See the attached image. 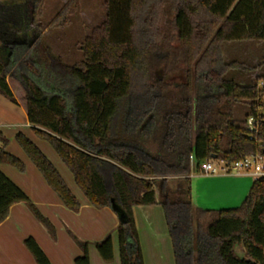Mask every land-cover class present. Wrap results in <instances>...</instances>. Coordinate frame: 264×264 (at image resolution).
<instances>
[{"label": "trees", "instance_id": "trees-1", "mask_svg": "<svg viewBox=\"0 0 264 264\" xmlns=\"http://www.w3.org/2000/svg\"><path fill=\"white\" fill-rule=\"evenodd\" d=\"M30 2L36 24L45 0ZM104 6L103 23L74 65L54 56L40 34L30 41L24 6H0V95L24 108L91 206L123 211L120 264H144L133 209L154 205L164 212L176 264H264V178L239 208L219 211L194 206L191 178L205 161L235 163L264 148V75L239 85L229 73L256 68L226 62L223 52L227 43H264V0H104ZM239 105L247 109L243 118L236 116ZM250 117L259 119L253 137ZM17 141L65 207L79 212L42 151L23 134ZM0 142L7 143L1 132ZM2 164L25 171L3 147ZM19 203L54 233L0 170V225ZM24 244L36 264H52L34 238ZM79 244L75 264H90L88 243ZM95 247L105 263L114 260L111 236Z\"/></svg>", "mask_w": 264, "mask_h": 264}, {"label": "rangeland", "instance_id": "rangeland-1", "mask_svg": "<svg viewBox=\"0 0 264 264\" xmlns=\"http://www.w3.org/2000/svg\"><path fill=\"white\" fill-rule=\"evenodd\" d=\"M11 4H21L24 6L27 25L25 34H29L30 41H34L40 34L41 39L50 48L52 54L68 65H74L82 60V54L79 50L80 46L87 37L91 36L92 31L103 23L106 15L104 0H45L41 17L36 24H31L32 8L30 0H0V6ZM64 11H67V13H64ZM223 52L226 62H237L248 69L256 68L254 72L250 73L240 71L230 72L228 78H234L239 85L254 83L259 75H264V43H227L223 46ZM259 65L263 66L258 68ZM157 76L158 78L162 77V70L158 71ZM173 77L171 75L169 81L179 87L180 82L177 78L174 79ZM0 99H2L3 103H8L11 107H14L4 97ZM1 107L0 105V132L7 143L3 146L0 142V150L3 147L5 152L17 158L24 165L25 171L21 172L7 164L1 165L0 169L18 187L23 188L28 194L33 196V199H31L32 203L52 223L54 228V233H50L34 216L29 206L24 204L29 212V219L25 220L24 228L21 229L24 232V236H27L26 239L28 237L37 238L42 250H46L52 258L56 257L62 263L64 261L63 257H70L74 250L80 251V255L78 256H81L82 249L79 243H88L89 252L96 254L98 261L104 264L98 255L95 244L111 236L117 246L115 253L116 260L114 258L111 263L107 264H120L118 236L116 232L119 222L117 221L116 227L112 228L111 221L106 216H103L102 220H100L95 217V212L91 214L82 212L81 208L87 202V199L76 185L72 173L62 162L55 149L48 141L38 137L31 127L28 128L26 126L21 113L18 112L20 115H16L13 118L9 111ZM14 109L16 112L17 109ZM246 113L247 109L244 105H239L236 108V116L238 118H243ZM18 134L25 135L42 151L58 171L71 193L79 201L81 212L65 210L64 214L62 210L58 209L54 200L59 201V196L48 186L40 171L18 143ZM250 180L253 183L254 179L250 178ZM39 184H43L45 191L48 190L50 191L49 193H52L50 194L53 195L52 199L46 197L47 194L44 193V190L41 192ZM223 208L228 209V207ZM100 227L107 230L104 236L99 232ZM140 232L142 239L140 241L141 249L143 248V254L149 264L155 251L153 235L142 224L140 225ZM161 240L162 264H176L174 261L173 244L167 235L163 210ZM235 252L238 257L246 258L242 247H237Z\"/></svg>", "mask_w": 264, "mask_h": 264}, {"label": "crops", "instance_id": "crops-1", "mask_svg": "<svg viewBox=\"0 0 264 264\" xmlns=\"http://www.w3.org/2000/svg\"><path fill=\"white\" fill-rule=\"evenodd\" d=\"M1 100L2 99H0V105L2 106V109L9 111L13 118H15L16 115H20L19 113H21L23 115L26 126L28 128L31 127L24 108H22L21 106H16L12 103L11 104L14 107H11V105H9L8 103H3V101ZM14 108L17 109L16 112ZM1 171L5 173L3 170ZM5 175L7 176V174ZM191 178L192 202L195 207L203 210L219 211L234 209V207L238 208L246 200L253 185L250 180L251 177L239 176L235 174L218 175L214 177H205L199 174H195L192 175ZM39 186H41L40 190L42 192L44 190V186L43 184H39ZM49 192L50 191L48 190H44V193L47 194L46 197L52 199L53 195H50L52 193ZM25 193L30 199H33V196L28 194V192L25 191ZM157 195L159 196V192H157ZM54 201L57 204L58 209L62 210L63 213L66 212L65 210H69L65 207L61 200ZM223 207H228V209H224ZM81 210L82 212H86L88 214L95 212V217L100 220H102L103 216H106V218L111 221L112 228L116 227L117 221L119 222L117 215L110 208L96 209L95 207L91 206L88 201L83 204ZM81 210H79V212H81ZM133 215L136 227L138 229L140 241L142 240L140 234L141 224L145 229H147L150 234L153 235L155 251L152 257L153 259L151 258V263L149 264H162V207L160 205L134 207ZM28 219L29 212L27 207L24 205V203H19L14 205L10 209L7 219L0 225V264H36V261L34 260L33 256L25 247L24 242L27 236H24V232L21 230L22 228H24L25 220ZM166 227L167 235L170 238L167 223ZM100 228L101 229L99 230V232L102 236H104L105 233H107V230L104 228L102 229V227ZM35 240H37V238H35ZM37 243H39L38 240ZM113 246L114 258L116 260L115 253L117 246L114 240ZM44 252L52 264H75V259L78 255H80V251L74 250L73 254L70 257H63L64 261L62 263L56 257L52 258L48 254V252H46V250ZM143 253L144 252L142 248V254ZM89 257L90 264H101L98 261L96 254L89 252ZM143 259L144 264H148V261H146L144 254ZM101 261L104 262L102 259ZM104 264L107 263L104 262Z\"/></svg>", "mask_w": 264, "mask_h": 264}, {"label": "built area", "instance_id": "built-area-1", "mask_svg": "<svg viewBox=\"0 0 264 264\" xmlns=\"http://www.w3.org/2000/svg\"><path fill=\"white\" fill-rule=\"evenodd\" d=\"M259 119L250 117L247 120L248 130L253 137L257 134ZM263 148V147H262ZM264 148L262 152L250 155L241 161L230 163L224 160L205 161L198 166V171L192 175L199 174L205 177H214L218 175H239L248 176L257 181L264 178ZM191 163L194 159L191 157Z\"/></svg>", "mask_w": 264, "mask_h": 264}, {"label": "water", "instance_id": "water-1", "mask_svg": "<svg viewBox=\"0 0 264 264\" xmlns=\"http://www.w3.org/2000/svg\"><path fill=\"white\" fill-rule=\"evenodd\" d=\"M214 159H216V157H214ZM112 210L117 214L118 220L120 222L124 221L125 215H124L123 211L120 209L119 206H117L116 204H113L112 205Z\"/></svg>", "mask_w": 264, "mask_h": 264}]
</instances>
